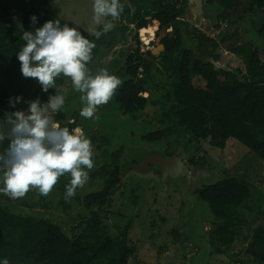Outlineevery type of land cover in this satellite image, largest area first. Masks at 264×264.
Returning <instances> with one entry per match:
<instances>
[{"label": "rangeland", "instance_id": "1", "mask_svg": "<svg viewBox=\"0 0 264 264\" xmlns=\"http://www.w3.org/2000/svg\"><path fill=\"white\" fill-rule=\"evenodd\" d=\"M92 2L50 0L47 8L63 21L78 25L88 35L95 37L93 33L102 32V25L93 22ZM246 5L247 0H241L237 10L239 17L243 15ZM188 11L187 20L195 24L192 2ZM263 20L264 17L254 15L241 24L246 30L247 39L257 47L264 46V38L258 30ZM108 21L114 24L118 22L111 17L106 18L105 22ZM197 25L205 35L215 33L211 29L212 23L204 19ZM99 38L107 39V33ZM138 40L143 58L153 60L161 54L162 50L154 54L151 45L146 48L139 33ZM225 44V38L220 34L209 42L208 47L212 52L215 48L219 64L229 69L233 64H238L242 57L225 52ZM135 48V43L129 47ZM147 51H151V55L146 54ZM117 53L101 44L98 54L87 63V71L94 75L101 69L108 71L110 63L122 64L124 60ZM154 61L156 64L159 62L158 58ZM110 69L108 72L112 74L113 68ZM153 75L155 90L140 93L143 97H150L144 110L134 115H124L115 100V91L109 102L99 106L91 119L80 115L84 106L80 99L82 94L74 88L71 78L63 75L56 78L58 93L65 97L60 111L66 116V121L78 125L73 129L80 128L82 133L96 134V144L92 146L94 167L91 170L85 169L89 178L83 187L76 189V194L81 198L100 190L104 184V178L99 175L103 171L102 166L112 162V153H120L118 160L122 180L112 196L110 206L104 207L101 213L111 235L118 236L124 227H129L127 237L136 249V254L129 260L130 264H264L254 261L246 252L253 230L264 225V160L233 139L227 142L224 149H220L207 140L190 141L189 136L178 138L177 133L162 140L144 138L165 127L161 122L162 113L171 104L164 96H168L167 90L173 89L172 78L161 69L153 71ZM115 76L118 78V75ZM121 76L119 74L118 79ZM8 93L13 99H23L15 107L10 103L7 108L0 106V123L6 119V113L17 110L27 112L28 101L46 103L41 85L32 78L23 77L22 73L20 79L8 88ZM156 100L161 102L154 103ZM51 115L54 122L60 125L55 119L57 112ZM9 130V125L0 124V134L7 137ZM98 145L100 150H97ZM152 156L174 158V161L161 166L150 162L141 168ZM2 175L0 172V178ZM226 177L245 179L252 191L240 208L246 223L239 228V234L229 245H224L220 236L217 237L213 232L214 216L211 208L196 194L203 186ZM70 179L69 174L63 175L46 197L39 195L36 189H31L25 197L18 199L0 193V203L15 214L48 218L72 238L81 232L83 227L80 223L90 217V211L75 199L66 208L60 203L63 193L59 185L62 182L68 185Z\"/></svg>", "mask_w": 264, "mask_h": 264}, {"label": "trees", "instance_id": "2", "mask_svg": "<svg viewBox=\"0 0 264 264\" xmlns=\"http://www.w3.org/2000/svg\"><path fill=\"white\" fill-rule=\"evenodd\" d=\"M131 2L136 10L132 22H138V28L145 26V16H150L162 24L172 22L178 37L164 41L166 49L160 56L159 65L154 60L143 58L137 49L119 51L124 59L123 66L112 74L118 75V78L122 74L121 83L115 90V100L121 112L134 115L146 108L150 97H143L140 93L155 90L153 71L161 69L172 78L173 89L167 90L168 96H164L171 104L162 113L161 122L165 127L144 138L162 140L177 133L178 138L189 136L190 141L207 140L220 149L233 139L264 160V59L259 50L253 49V46L230 48L242 57L241 61L234 65L235 70L217 69L213 63L193 56V50L181 47L177 18L183 14L186 2ZM217 2L221 9L227 10L236 9L239 5V0H205V7L213 10ZM49 3L50 0H0V106L4 108H7L11 98L8 88L21 77L17 53L26 43L21 39L24 31L42 27L48 20H59L61 25L67 23L95 44L91 59L98 54L101 44L111 43V38L92 37L80 26L63 21L47 8ZM246 11L262 12L264 17V0H249ZM33 15L37 17L35 24L30 19ZM147 28L156 31L158 26L151 23ZM258 30L264 37V20ZM109 34L113 36L112 32ZM151 34L145 28L141 29L142 38L150 40L153 37ZM157 46H161L159 42ZM202 53L206 54L205 51ZM196 76L200 79L197 80ZM42 92L46 102L51 95L57 94L55 88ZM55 119L61 127L70 131L78 126L67 122L60 110ZM83 135L92 146L96 144V134L83 131ZM9 143L7 138L0 141V154L5 152ZM96 147L101 149L99 145ZM119 156L120 153H112V162L102 166L103 174L100 172L99 175L104 178V184L98 191L81 198L75 194L66 200L67 184L60 183L63 193L60 203L65 208L75 199L90 211V217L80 223L83 227L81 232L72 238L48 218L15 214L0 203V261L7 259L9 264H130L136 249L127 237L129 227H124L118 236L111 235L101 213L104 207L110 206L122 180ZM251 193L250 184L237 177L223 178L196 191L197 196L209 204L214 216L213 232L220 236L224 245L232 244L239 228L245 225L240 208ZM253 231L246 252L254 261L264 263V225Z\"/></svg>", "mask_w": 264, "mask_h": 264}, {"label": "clouds", "instance_id": "3", "mask_svg": "<svg viewBox=\"0 0 264 264\" xmlns=\"http://www.w3.org/2000/svg\"><path fill=\"white\" fill-rule=\"evenodd\" d=\"M93 22L102 25V32L93 34L99 38L115 27L106 18L118 20L124 10L120 0H93ZM35 24L37 17L33 15ZM21 39L26 43L17 53L20 71L25 78L36 80L44 92L56 88L46 103L28 101L27 112L17 110L6 113L3 123L10 126L9 135L0 134V141L10 140L8 148L0 154V172L3 173L0 193L13 199L23 198L31 189L41 196H48L58 179L69 174L65 199H71L78 187L88 180V171L94 167L91 141L80 128L69 130L54 122L51 113L64 106L65 97L58 93L56 78L63 75L71 78L74 88L82 95L84 105L80 115L94 118L99 106L105 105L113 96L121 81L106 69L96 74L87 71L95 44L81 34L76 27L59 20H48L42 27L24 31ZM22 97L10 98L15 107ZM98 119V117H95ZM87 169V170H85ZM0 264H9L7 259Z\"/></svg>", "mask_w": 264, "mask_h": 264}, {"label": "flooded vegetation", "instance_id": "4", "mask_svg": "<svg viewBox=\"0 0 264 264\" xmlns=\"http://www.w3.org/2000/svg\"><path fill=\"white\" fill-rule=\"evenodd\" d=\"M131 1L132 0H120L121 4H123L124 6V10L120 18L118 19L117 24H115V27L109 32H107L108 39L111 38L112 40H111V43L108 42L107 44H105V47L118 52L117 54L120 56L121 60L123 59V57L119 54V51L132 52L137 49L139 53H141L142 51L140 50V47H139L140 43L138 40V33L140 35L141 29L145 28L150 34L151 33L153 34V37L148 41V43H146L145 40L141 36H140V39L143 42V45L146 46V48H149V46H147L148 44L153 47V45L155 44V41L159 42V45L162 46V49H161L162 52L159 56L154 57V59L158 58L159 60L160 56L163 54V52L166 49L164 41L167 38L173 39V40L176 39L178 37V31L173 26L172 22H169L167 24H162L158 19L150 17V16H145V19L147 20V24L143 27L138 28V22H132V20L135 17L136 10ZM133 1L136 2L137 0H133ZM170 1L179 2V3L186 2V6L183 10L184 12L181 16L177 18V20H179V23H178L179 28H180L179 34L182 40L181 47L193 50L194 51L193 56L195 57L197 56L198 58H200V60L211 62V63L213 62L210 60H213L214 61L213 64L217 69L227 70V71L235 70V67H234L235 64H233L229 69L224 67V65L219 64V58L214 53L215 48H213V52H212L210 51L208 47L209 42H212L213 38L221 34L224 36L225 42H226L225 47H224L225 52L229 51L235 55H238L236 52H233L230 48H236V47H246L247 48L248 46L250 47L253 46V49L259 50V54L261 58L264 57V46L263 47L254 46L251 40L247 39L246 30L241 27V24L244 20L247 21L249 17H253L254 15L262 16L263 15L262 12H258V11L255 13L248 12L246 11V7H245L243 15L239 17V15H237V10L240 6L241 0H239L238 8L236 9L232 8L230 10L221 9L218 6L219 2H217L213 10H211L205 7V0H170ZM190 2H192V5L195 11V14H194V21H196L195 24L190 23L187 20ZM248 2L249 0H247V5H248ZM127 4H129V6ZM201 19H204L205 21L212 23L213 27L211 29L215 32L214 34L206 33L205 35V33H202V29L199 28L197 25ZM151 23H156V25L158 26L156 31H154L153 29L148 30L147 26H149ZM111 32L113 33V36L109 34ZM124 37L126 38V41ZM132 43L136 44L135 49H129ZM212 47H215V44H212ZM204 51L206 52V54L202 53ZM147 52L148 53L146 54L151 55V51H147ZM119 66H123V63L122 64H120L119 62L117 64L110 63L109 65L110 68H113V71L116 70ZM110 68L109 70H112ZM196 77L199 78V76H196Z\"/></svg>", "mask_w": 264, "mask_h": 264}, {"label": "water", "instance_id": "5", "mask_svg": "<svg viewBox=\"0 0 264 264\" xmlns=\"http://www.w3.org/2000/svg\"><path fill=\"white\" fill-rule=\"evenodd\" d=\"M264 59V58H262ZM214 63L213 60H210ZM174 158H164V157H161V156H152V157H149L145 162H144V165L141 166V168L143 167H146L150 162L156 164V165H165V164H169V163H173V160Z\"/></svg>", "mask_w": 264, "mask_h": 264}, {"label": "bare ground", "instance_id": "6", "mask_svg": "<svg viewBox=\"0 0 264 264\" xmlns=\"http://www.w3.org/2000/svg\"><path fill=\"white\" fill-rule=\"evenodd\" d=\"M143 38H144L145 42L148 43L149 39L144 37V36H143ZM157 43L158 42L155 41V44L152 47L153 53H155V54L159 53L161 51V49H162L161 46H157Z\"/></svg>", "mask_w": 264, "mask_h": 264}]
</instances>
